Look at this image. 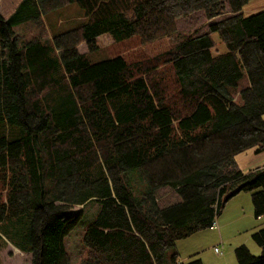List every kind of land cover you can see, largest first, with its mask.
Wrapping results in <instances>:
<instances>
[{"label": "trees", "instance_id": "trees-1", "mask_svg": "<svg viewBox=\"0 0 264 264\" xmlns=\"http://www.w3.org/2000/svg\"><path fill=\"white\" fill-rule=\"evenodd\" d=\"M248 1L20 0L0 14V241L17 228L25 243L7 240L30 264H71L63 239L81 212L67 211L92 201L80 264H202L176 242L233 195L252 191L263 216L264 166L234 161L264 151V10L243 16ZM72 2L80 25L49 40L43 16ZM103 34L140 46L93 61ZM251 236L260 254L240 245L238 264H264V226Z\"/></svg>", "mask_w": 264, "mask_h": 264}, {"label": "rangeland", "instance_id": "rangeland-1", "mask_svg": "<svg viewBox=\"0 0 264 264\" xmlns=\"http://www.w3.org/2000/svg\"><path fill=\"white\" fill-rule=\"evenodd\" d=\"M20 0H0V14L7 17L15 8ZM59 2L56 3L58 5ZM62 7L57 6L47 14H43V20L47 28V36L50 37L55 32H62L70 30L80 25L83 16L79 7L74 4H60ZM220 20V17H215L211 21ZM210 22V21H209ZM208 24L198 28L192 36L202 33ZM127 42L113 43L112 38L108 34L99 36L96 40L98 43V50L89 53V57L93 61L103 59L105 57L114 56L128 44L126 50L129 55H132L138 50V39L131 38ZM169 47L167 38L159 39L153 43L143 46V55L152 56ZM80 52L86 51L85 44L77 46ZM264 120V114L262 115ZM237 197H231L221 209L223 212L222 217L225 218V225H221L219 220L220 214L217 216L218 229L204 228L195 231L186 238L180 239L176 242V251L178 252L179 261H188L191 259H201L202 264H238L234 249L240 245H245L250 253L257 256L260 254V247L254 242L252 234L259 228L264 226V215L262 218L259 216L257 219L254 216L249 220L238 218L241 211L237 208L239 205L247 207L249 202L252 205L250 194L252 191H240ZM245 202L247 205H245ZM98 204L96 202H88L83 205H74L67 211V214L73 216L80 213V217L74 227L63 239L66 252L69 254L71 264H80L86 255V247L82 243V235L88 224H90L98 213ZM221 217V218H222ZM228 217V218H227ZM229 218H236L232 223H227ZM28 224V218L25 221L22 217V223ZM19 229L8 227L4 233L6 238L20 244L25 243V239L21 236ZM18 233V234H17ZM15 239V240H14ZM16 243V242H15ZM16 243V244H17ZM19 246V244H17ZM217 247L220 253L214 251ZM22 248V247H21ZM23 252L19 251L9 241L3 238L0 241V264H30V252L22 248Z\"/></svg>", "mask_w": 264, "mask_h": 264}, {"label": "crops", "instance_id": "crops-1", "mask_svg": "<svg viewBox=\"0 0 264 264\" xmlns=\"http://www.w3.org/2000/svg\"><path fill=\"white\" fill-rule=\"evenodd\" d=\"M262 10H264V0H249L248 3L242 7L241 13L243 16H250V15L257 13L259 11H262ZM86 51H87V48H86ZM262 120H263V118H262ZM263 122H264V120H263ZM255 150H256V147H252V148H249L245 151H242V152L236 154L234 156V161L236 164L235 170H239L243 173H247V172L254 170L258 167L264 166V151L257 153ZM240 193L241 192H238L237 194L233 195V197H237V195H239ZM250 198H251V194H250ZM245 205H247L246 202H245ZM237 209L239 211H241V215L238 216V218H243V219L247 218L250 222V217L254 216L253 215V206L251 205V203L249 202L247 207H242L241 205H239ZM222 215H223V212L221 211L220 216L222 217ZM221 217L219 218V220L222 221L220 224L225 225L226 217L225 218H223L224 216L222 218ZM254 218H255V216H254ZM257 218H255V219H257ZM260 218H262V216ZM235 219L229 218L227 223H232L233 221H235ZM5 239L7 240V238H5ZM12 245L14 247H16L17 250L23 252L16 245H14V244H12ZM30 257H31V255H30Z\"/></svg>", "mask_w": 264, "mask_h": 264}, {"label": "built area", "instance_id": "built-area-1", "mask_svg": "<svg viewBox=\"0 0 264 264\" xmlns=\"http://www.w3.org/2000/svg\"><path fill=\"white\" fill-rule=\"evenodd\" d=\"M215 225H216V222H215V221H213V222H212V226H215ZM214 251H215V252H219V250H218V248H217V247H215V248H214Z\"/></svg>", "mask_w": 264, "mask_h": 264}]
</instances>
